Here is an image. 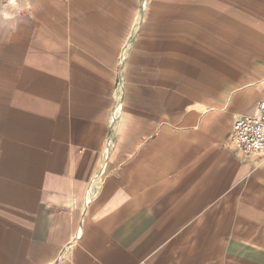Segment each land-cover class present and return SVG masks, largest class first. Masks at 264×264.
<instances>
[{
    "label": "crops",
    "instance_id": "crops-1",
    "mask_svg": "<svg viewBox=\"0 0 264 264\" xmlns=\"http://www.w3.org/2000/svg\"><path fill=\"white\" fill-rule=\"evenodd\" d=\"M151 2L0 0V264H264V0Z\"/></svg>",
    "mask_w": 264,
    "mask_h": 264
},
{
    "label": "built area",
    "instance_id": "built-area-1",
    "mask_svg": "<svg viewBox=\"0 0 264 264\" xmlns=\"http://www.w3.org/2000/svg\"><path fill=\"white\" fill-rule=\"evenodd\" d=\"M142 2V6H145ZM228 141L240 154L264 158V101L258 104L254 114L243 115L236 119Z\"/></svg>",
    "mask_w": 264,
    "mask_h": 264
},
{
    "label": "rangeland",
    "instance_id": "rangeland-1",
    "mask_svg": "<svg viewBox=\"0 0 264 264\" xmlns=\"http://www.w3.org/2000/svg\"><path fill=\"white\" fill-rule=\"evenodd\" d=\"M145 1H146L145 6L142 7V9H143L144 13L148 17L149 16V12L152 10V7H151L152 2H151V0H142V2H145ZM159 9L160 10H163V12L161 13V15H163L162 20L164 18H171L172 17L170 15L171 12H170V9L169 8L162 7V8H158V10ZM156 18H160V17H156ZM173 20H175L176 22H181L182 21V19H180V18H174ZM206 25H210V24L206 23ZM206 30H207V28H206Z\"/></svg>",
    "mask_w": 264,
    "mask_h": 264
}]
</instances>
